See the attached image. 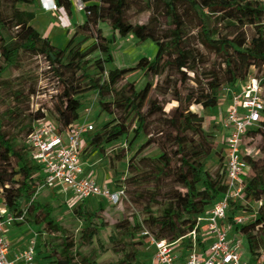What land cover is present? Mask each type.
I'll return each instance as SVG.
<instances>
[{"label":"trees","instance_id":"16d2710c","mask_svg":"<svg viewBox=\"0 0 264 264\" xmlns=\"http://www.w3.org/2000/svg\"><path fill=\"white\" fill-rule=\"evenodd\" d=\"M55 1L58 7L73 14L74 0ZM36 2L0 0V59L6 65L0 68V80L7 67L20 64L24 53L42 56L59 83L60 104L55 106L59 132L81 119L82 98L97 93L100 112L112 119L89 134L91 138L86 144L90 155L104 154L108 145L125 137L128 125L136 126L135 138L146 140L134 152L129 164L136 175L123 184L114 180L116 189L123 188L130 194L126 186L135 187L136 196L146 201L143 221H135L132 229H128V223L120 224L122 237L111 238L121 246L122 258L117 264H139L142 243L135 241V234L143 228L156 240L170 244L183 240L186 247H191L193 241L189 235L198 231L200 219L220 201L228 187L226 163L215 173L207 169V162L214 153V137L203 129L202 117L190 107L196 103L204 110L218 108L223 88L238 90L254 70L264 86V9L256 0H82L86 21L67 32V45L60 48L41 34L35 24L36 15H28L21 9ZM182 6L194 16L200 44L216 58L223 59L225 70H209L206 87L200 93L191 92L183 97L177 86L178 106L166 113L165 106L152 99V82L148 81L139 90L135 82L124 80L132 71H142L150 78L162 76L172 67L180 75L181 84L192 80L200 82L196 55L187 47L188 31ZM134 8L139 13L153 14L162 9L174 28L162 39L152 26L154 17L147 24H133L128 20L127 14ZM103 26L109 29V37L104 34ZM228 27H233L235 33L226 32ZM247 28L253 30L251 37L245 33ZM129 36L135 37L138 44L154 42L156 56L142 58L135 67L107 70L114 62L111 45L117 37ZM188 72H193L194 77ZM43 110L38 111L35 124L46 117ZM152 119L159 126L156 133L150 129ZM34 127L29 126L28 138ZM251 134L263 138L260 157L255 159L245 153L249 171L244 180L243 197L231 203L227 219L247 242L251 258L259 261L264 250V116L258 127L248 130L247 136ZM150 147L159 150L158 157L142 158L136 163V158ZM224 159L226 152L221 154V161ZM42 181V166L34 159L29 142L20 144L10 137L4 131L0 114V192L8 210L24 219L17 224L45 226L51 233L61 234L58 257L47 264H78L76 256L80 257V264H97L79 250L81 245H76L54 217V206L36 200ZM152 184L154 186L150 187ZM90 200L82 201L75 210L78 218L85 222V230L93 226L97 214L87 208ZM156 207L160 208L158 213ZM238 213L254 217L236 225L234 218ZM93 236L84 234L83 239L87 241L84 244L90 243Z\"/></svg>","mask_w":264,"mask_h":264},{"label":"rangeland","instance_id":"374dc122","mask_svg":"<svg viewBox=\"0 0 264 264\" xmlns=\"http://www.w3.org/2000/svg\"><path fill=\"white\" fill-rule=\"evenodd\" d=\"M21 9L28 15H36L38 12L37 3L32 6H21ZM181 12L188 31L187 47L196 55L195 66L200 74V82L197 83L192 80L181 84L180 75L172 67L167 68L162 76L150 78L146 77L142 71H132L125 76L124 80V82H135L139 90H142L148 81L152 82L154 86L152 99L164 105L166 113H170L173 108L178 106L177 101H175V88L177 86L183 97H186L191 92L200 93L206 87L208 81L206 75L209 70H225L223 59L216 58L212 52L200 44L194 16L186 11L185 6L181 7ZM152 17H154L152 26L163 39L174 28L170 20L165 16L164 10L161 9L153 14L152 12L139 13L134 8L127 14L128 20L133 24H147ZM42 22L38 20L35 24L40 27ZM103 29L104 34L109 37V29L106 26H103ZM225 31L230 34L235 33L233 27H228ZM252 32L251 28H247L245 33L247 37H251ZM130 37L116 39L111 45L114 62L107 67V70H110V68L135 67L142 58L153 59L156 56L157 46L154 42L149 40L138 44L135 37ZM66 45L67 43H61L59 47L64 48ZM1 67H6L2 59H0ZM188 75L192 78L194 77L193 72H188ZM250 76H257V71L254 70ZM228 89V86L223 88L221 103L216 109L204 110L202 106L196 103L190 107L193 113L202 117L203 129L214 137V153L207 162V169L213 173L226 163V159L221 161V154H225L223 133L226 131L224 130L223 120L227 106L225 99L228 97ZM59 90V83L50 71L48 61L42 56L24 53L20 64L18 66L7 67L0 80V114L3 120L4 131L10 137L15 138L20 144H27L28 128L30 125H35L34 119L39 110L44 109L43 111H46L48 118L52 120L56 119L55 106L60 104L58 98ZM82 101L84 103L82 115L85 114V109H91V122L95 126L94 131L99 130L102 125L112 119L107 114L100 112V97L97 93L87 94L82 98ZM155 121V119L150 120V129L153 133H156L155 130L159 129ZM135 127L128 125L125 137L108 145L104 154H96L93 158L96 163L95 166L91 167L89 164L88 157L92 155L89 154L88 145H84L81 158L83 162H88L85 164L86 174L88 176L91 175L92 179L97 180L101 184L112 178L120 182L122 181L121 183L123 184L126 180L128 181L134 177L136 174L129 168V164L133 161L134 152L146 141L142 138H135ZM90 138L91 136L88 135L85 141L87 142ZM262 143L263 138L261 135L251 134L247 136L244 145L245 153L258 159ZM219 152L221 154H217ZM159 153L157 148L150 147L136 158V163L142 158L156 159ZM123 154L125 158L121 159ZM13 164L18 169L14 160ZM152 186L154 184L150 185V187ZM109 188L116 190L114 185H110ZM126 188L130 189V194H126V197L119 205L114 206L107 201L98 199H91L86 204L88 209L97 213L93 226L86 230L84 229L85 222L75 214V210L81 202L76 200L73 193L67 188L58 186L55 190L42 189L37 193L36 200L49 202L54 206V217L68 231L69 237L75 241L76 245H81L79 250L86 256L94 259L97 264H117L122 258V254L119 253L121 246L114 243L111 238L112 236L117 237V239L122 237V231L119 228L120 224L128 223V229H132L135 221L138 220L141 223L144 219L142 210L146 204L144 199L136 196L135 187L127 185ZM155 210L158 213L160 208L156 207ZM12 227L17 230V235H22V238L27 240L34 233L39 235L37 238L36 264H47L58 257L59 245L62 242L60 233H51L45 226L38 227L27 223L21 225L14 224ZM146 230V228H143L140 232L136 231L135 234V241L142 243L139 247L145 254L139 256V264H151L152 236ZM84 234L94 235L90 243L84 244L87 242L83 239ZM240 252L243 259L250 262V264H264V250L261 252L259 261L253 260L244 238ZM44 257L51 258L45 259ZM76 262L80 264L81 259L79 256H76Z\"/></svg>","mask_w":264,"mask_h":264},{"label":"built area","instance_id":"2783aa9c","mask_svg":"<svg viewBox=\"0 0 264 264\" xmlns=\"http://www.w3.org/2000/svg\"><path fill=\"white\" fill-rule=\"evenodd\" d=\"M256 1L264 9V0ZM74 3L77 11H84L82 0H74ZM52 10L61 11L64 8L53 4ZM228 96L231 98V107L224 120L228 188L220 201L206 213V232L214 237L206 257L191 253L185 264H250L243 259L240 252L243 237L230 239L229 231L232 225L226 226L224 223L228 218L231 203L243 197L244 180L249 171V164L244 158L245 138L248 130L258 127L264 116V86L256 76H250L238 90L228 89ZM90 110L85 109V119H80L62 132H59L58 123L47 117L46 111V117L35 124L28 142L34 159L42 166L43 181L38 192L42 189L55 190L60 186L70 190L80 202L97 198L114 206L119 205L126 197L125 189L111 190L108 186H101L96 180L83 176L81 152L86 144L85 138L95 130L94 124L88 119ZM0 199L3 200L0 203V264H36L39 236L37 233H34L27 247L20 251L15 259L9 258L10 243L6 229L24 219L16 217L8 210L1 192ZM205 219L202 217L200 223ZM248 221L244 217L235 219L236 225ZM197 235L196 230L189 237L196 241ZM152 244L156 247L157 264H177L173 244L153 237Z\"/></svg>","mask_w":264,"mask_h":264},{"label":"crops","instance_id":"0c3cea01","mask_svg":"<svg viewBox=\"0 0 264 264\" xmlns=\"http://www.w3.org/2000/svg\"><path fill=\"white\" fill-rule=\"evenodd\" d=\"M36 3L38 6V12L36 13L35 22H38V20L43 21L39 27L40 32L44 37L49 38L51 40V42L58 47L61 45V43H67L68 42V36H67L68 31H74L77 25H81L86 21V14L84 11L79 12L76 9H74L73 14H68V12L65 9L61 10V11L52 10L53 4L56 3L55 0H37ZM129 38H131V37L129 36ZM117 39H119V37H117ZM124 68H128V67H124ZM225 102L227 103L226 104L227 106L225 108V118H226V115L229 111V108L231 107L230 96H228L225 99ZM91 116L92 115L88 116V119H90V121L92 120ZM86 117L87 116L82 115L81 120L85 119ZM225 118H224V120H225ZM224 120H223V122H224ZM223 134H224V138H225L226 132H224ZM95 155L96 154H93L92 156L88 157L89 158L88 161H89V164L91 165V167L96 165V163L93 160ZM82 162H83V160H82ZM87 163L83 162V164H84L83 176L92 179L91 175L88 176L86 174L85 164H87ZM97 183L101 186L110 187V185H114V179L113 178L109 179V180L105 181L103 184L99 183L98 181H97ZM98 200H100V199H98ZM1 202H3L2 199H0V203ZM253 216H254L253 214H241V213H239L235 216L234 221H235V219H237L239 217H244L246 220H250ZM205 218H206V215L204 216V219ZM224 224L226 226L227 225L229 226V225H232L233 223L227 219ZM16 225H18V224H16ZM206 225H207L206 219L200 223L199 229L197 231V234H198L197 240L192 242L191 247H186L183 240H180V241L173 244L174 251H175V254L177 256V264H185L188 256L191 253H196L202 258L206 257V255L210 249V246L214 241V237L207 234ZM40 230H42V228H40ZM6 233H7L6 236H7L9 243H11L10 244L9 258L15 259L16 255L20 251L24 250L27 247L29 240L33 237V235H31L28 240L24 239V238H22V235H17V233H18L17 230L13 229L12 226L7 227ZM240 236L241 235H238V232L236 230L235 225H232V228L229 231V238L233 239L235 237H240ZM151 248H152L151 249L152 257H151L150 263L151 264H157L156 260H155L156 247L152 244ZM141 255L143 256L145 254L142 252Z\"/></svg>","mask_w":264,"mask_h":264},{"label":"clouds","instance_id":"9594fccd","mask_svg":"<svg viewBox=\"0 0 264 264\" xmlns=\"http://www.w3.org/2000/svg\"><path fill=\"white\" fill-rule=\"evenodd\" d=\"M54 4H56V3H54Z\"/></svg>","mask_w":264,"mask_h":264}]
</instances>
